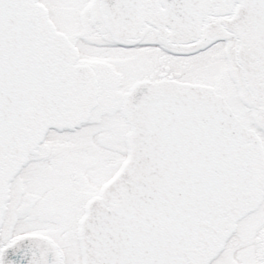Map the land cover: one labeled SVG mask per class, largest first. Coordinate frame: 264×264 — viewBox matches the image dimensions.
I'll return each mask as SVG.
<instances>
[{
	"label": "snow or ice",
	"instance_id": "1",
	"mask_svg": "<svg viewBox=\"0 0 264 264\" xmlns=\"http://www.w3.org/2000/svg\"><path fill=\"white\" fill-rule=\"evenodd\" d=\"M0 264H264V0H0Z\"/></svg>",
	"mask_w": 264,
	"mask_h": 264
}]
</instances>
